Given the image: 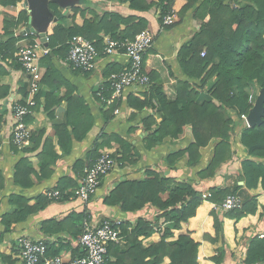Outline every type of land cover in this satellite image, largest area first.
Listing matches in <instances>:
<instances>
[{
	"label": "trees",
	"instance_id": "1",
	"mask_svg": "<svg viewBox=\"0 0 264 264\" xmlns=\"http://www.w3.org/2000/svg\"><path fill=\"white\" fill-rule=\"evenodd\" d=\"M17 1L19 0H0V6H16ZM146 1L130 0V6L133 9H149L153 3L147 5ZM186 1L187 4L182 12L185 13L198 5L194 10L193 17L201 22V26L192 40L181 48L178 58L185 74L190 79L198 80V84L194 86L187 81L178 82L177 98L171 100L165 94L162 86L152 87L153 78L149 74L151 86L146 92L144 91V99L139 100L131 96L128 102L137 110L151 107L154 100L159 103L157 114L162 118L160 124L155 121L153 116L143 121L146 131H150L143 139V146L147 151L155 149L167 137L178 138L183 134L185 127H191L193 142L185 150L175 152L167 158V164L170 167H175L184 157H187L189 167H197L202 159L201 150L213 142H215L213 158L206 168L199 172L198 175L201 179L214 178L218 171L235 157L242 160L237 182L244 183V186H239L236 183L233 188L213 187L208 191L211 198L207 202L211 204H220L229 195L243 196L244 198L241 209L225 213L213 209L210 212L215 236L204 234V240L214 245L224 239L225 219L239 223L244 218L258 214L261 195H251L249 192H264V123L261 126L249 128L247 125L244 126L245 122L242 120V116L248 115L254 107V104L249 102L250 90L254 85L264 89V0ZM173 4V0H158L157 5L161 9L159 19L161 24L168 16L172 15ZM49 8L54 17L59 20L63 19L56 4L49 3ZM207 18H209L208 21ZM28 21L29 15L24 11L19 15L15 25L17 27L21 24L25 25ZM176 25L174 24L173 27ZM121 26H124L125 29L118 34ZM147 27L148 23L141 18H125L117 14H105L98 24L84 21L81 26L74 25L69 29L64 28L61 24H56L52 29L53 33L49 35L48 44L51 48L60 45V48L56 50L57 54L67 57L70 41L75 36H82L93 42L100 52V56H104L102 53L105 48L104 40L100 37L102 31L107 35H112L111 39L113 40L132 41ZM1 37L0 78L8 74L3 63L12 61L10 67L19 65L15 57L18 52L16 44L19 39L14 37L9 28L4 29V34ZM203 52L206 53L204 57H202ZM145 58L146 56L144 60ZM44 61L49 64L48 73L43 79V82L47 83L48 78L52 76L51 72H55V68L49 58ZM107 67H111V64ZM114 67L105 71L106 81L112 74L120 73L123 70L114 69ZM208 86L210 89L205 102L198 103L200 92ZM104 87L108 89L109 84L105 82ZM10 94V88H3L0 91V102L7 99ZM110 94V92H106L107 97H110ZM72 95V91L67 95L69 102L67 121L55 128L59 145L64 154H69L72 150L73 138L68 130L69 119L70 116H76L74 115L75 104L80 102V98L71 97ZM38 96L36 97L37 107ZM82 102L84 101L82 100ZM119 105L120 102H117L111 106L107 120L111 119L110 114ZM81 109L83 111L79 110L80 113L84 111L87 113L84 108L81 107ZM87 116L89 119L83 117L82 120L71 125L73 127L72 134L78 142L83 141L93 127L91 114L89 113ZM31 121L32 117L26 119L28 124ZM3 123L4 118L0 106V131ZM154 124L157 125V128L153 130ZM44 133L45 131H41L38 134L37 142H40V138L44 137ZM239 133L238 143L237 140H233V136H238ZM234 142L237 143L239 151L243 152L242 157L233 151ZM113 143L120 148L113 156L119 165H136L138 163L141 154L133 143L114 134H101L89 154L90 161L87 164L79 161L74 169L83 175L84 169L91 166L100 156V151L106 147L111 148ZM48 145V141H46L45 147ZM37 147L36 145L35 149ZM38 158L41 162L42 176H47L51 162H55L58 156L53 152H48V149L45 148L39 153ZM30 167L31 163L27 158L21 159L17 163L14 177L17 184L23 187L33 185L30 180L33 170ZM145 176L144 180L122 181L103 200L106 206H120L124 212L141 211L147 206L158 210L155 221L140 218L135 224L127 221L122 223L121 233L127 239L129 248L121 250L116 244L110 245L106 264H163L166 258L170 260L169 264H201L199 261L201 243L195 241L190 232L180 234L176 240L173 238L174 231H180L183 224H188L191 219L195 218L197 210L205 204L202 198L204 193L185 181L164 177L153 171H146ZM3 181L0 172V190L3 188ZM64 182L65 184L69 182V185H65ZM68 188L75 190L76 182L70 179L62 180L55 189L62 194L59 201L48 199L47 193H44L36 198L34 206H29V199L20 196L12 197L11 203L19 207L14 214L4 217L3 221H5L7 229L10 230L12 224L25 221L29 215L45 208L51 202L70 199L73 193L67 194ZM263 215L264 213L259 217L262 218ZM83 217L84 215H79L80 219ZM161 220H164L166 228H164L160 242L150 241L145 244L144 241L150 240L158 230H161L160 227H156V224L158 225ZM260 235L257 234L249 239L243 264H264V238L261 239ZM141 237L143 240H139ZM228 256V247L224 244L208 261L212 264H225ZM111 257H115V261H111Z\"/></svg>",
	"mask_w": 264,
	"mask_h": 264
},
{
	"label": "crops",
	"instance_id": "2",
	"mask_svg": "<svg viewBox=\"0 0 264 264\" xmlns=\"http://www.w3.org/2000/svg\"><path fill=\"white\" fill-rule=\"evenodd\" d=\"M28 0L17 1L16 6H0V41L4 34V29L9 28L13 32L14 37L19 39L16 44L17 49L22 46L33 45L35 42H42L41 30L44 25L36 21L33 8L31 5L26 6ZM173 10L171 24H161L159 22L161 9L158 7V0H147L145 3H153L149 9H133L130 6V0H122L110 2L109 0H59L54 3L58 6V11L63 19L59 20L54 17L53 12L49 8V23L46 26V36L49 43V35L56 24H61L64 28L69 29L74 25L81 26L84 21L98 24L105 14H117L122 17H136L144 19L148 23L146 30H149L155 36V44L153 49L146 55L145 69L152 75V87H163L165 94L171 99L177 98L178 82L187 81L190 84H197L199 81L190 79L183 71L178 54L181 48L189 43L193 36L199 31L201 22L193 17L196 5L193 9L183 13L182 10L187 4L186 0H173ZM146 5V6H147ZM79 10V11H76ZM29 15L27 24L15 25L19 15L22 12ZM209 18H207L208 21ZM57 20V21H55ZM32 22L33 27L37 29V33L24 38V30ZM174 24H177L173 27ZM125 29L121 26L118 34ZM100 37L103 40L109 39L112 35H107L102 31ZM43 43V42H42ZM48 43H44V47L50 49L48 56L41 57V72L43 79L48 73L49 64L44 60L49 58L50 63L54 66L55 72H51V77L47 83H41V92L38 96V107L29 123L33 132V139L30 143L21 149L15 147L11 142V132L15 120L12 113V107L15 102L24 101L28 97L30 78L23 69L16 64V67H10L8 63H3L5 70L8 72L0 78V91L3 88H10V96L0 102L1 113L3 114L4 123L1 128L0 135V172L3 177V188L0 190V264H23L21 259V247L19 239L22 237L31 238L33 240H44L49 245V256L62 257L65 260H73L83 253L79 247V238L82 236L85 224L97 225L105 219L114 221L130 222L135 224L140 218L155 221L158 210L153 207H145L137 212H124L120 206H106L103 200L122 182L130 180H144L146 171H153L164 177H173L177 181H185L194 186L200 192L206 193L213 187H230L233 188L238 183V176L241 172L242 160L235 157L231 162L224 165L214 178L201 179L199 172L205 169L213 158L215 142L201 150L202 159L197 167H189L187 165V157L182 158L175 167L167 164V158L178 151L185 150L193 142V134L190 126L184 128V132L178 138L167 137L162 144L152 151H147L143 146V139L149 134L143 123L148 117L153 116L155 121L160 124L162 118L157 114L159 103L154 100L151 107L137 110L129 104V98L144 99V91L127 90L120 100L117 107L119 114L111 115V119L107 120L110 108H103L98 101L95 93L104 85L106 78L105 71L109 68L124 69L127 64V58L123 55H115L112 57L100 56L97 61L95 71L91 73H82L72 70L67 66L65 55H58L56 48L49 47ZM41 55V52H39ZM16 56V55H15ZM111 64V67H107ZM208 86L204 91L200 92L198 103L205 102L208 96ZM73 92L71 97L80 98V102H76L74 115L70 116V126L68 130L73 138L72 150L69 154H64L59 145V138L56 133V126L62 125L67 121V111L69 107L68 93ZM146 92V91H145ZM82 100L84 102H82ZM84 108L87 113L83 111ZM115 109V110H117ZM91 114L93 118V127L87 134L86 138L78 142L72 134L74 123L79 122L83 117ZM89 119V118H88ZM153 130L157 128L154 124ZM45 131L44 137L39 139V133ZM101 134H114L127 142L133 143L141 154L136 165L121 166L116 162L114 170L103 179L98 194L88 203H83L79 199H67L62 202H51L45 208L29 215L25 221L12 224L10 230L7 229L4 217L14 214L18 207L11 203L14 196H20L29 199V206L36 204V198L48 191L55 190L62 180L70 179L77 184V188L84 179L83 175L74 168L77 162L88 163L90 161L89 154L94 148L95 141ZM235 138V139H234ZM233 140L239 141L238 136ZM48 146L45 147V142ZM239 143V142H238ZM39 144V145H38ZM36 145L38 146L35 149ZM48 149L58 156L55 162H51L50 171L47 176H42L41 162L38 158L42 149ZM233 151L239 156H243V152L233 143ZM120 150L119 146L112 144L111 148H104V151H112L113 153ZM120 157V156H119ZM27 158L31 163L33 173L30 180L33 183L31 187H23L15 182V168L17 163ZM86 169V168H85ZM84 169V171H85ZM239 186H244L240 185ZM65 184V182H64ZM69 185V182L67 183ZM65 184V185H67ZM76 188V189H77ZM75 189V190H76ZM74 192L73 188L66 190L67 194ZM251 195L260 194L259 211L256 216H249L242 219L239 223L225 219L224 220V239L217 244H211L204 240V234L215 236L213 229V219L210 212L214 209V204L205 201V204L197 210L195 218L191 219L188 224H183L180 231H174V238L177 239L180 234L190 232L192 238L201 243L199 261L201 264H212L208 261L213 257L217 250H220L224 244L228 247V258L225 264H243L246 251L248 249L249 239L255 234H264V215L260 218V214L264 213V192H249ZM166 197V196H165ZM84 215L82 219L79 215ZM61 224V226H58ZM164 220H161L156 227H160L150 240L144 241L145 244L152 241L158 243L164 232ZM132 230V229H131ZM81 232V233H80ZM118 244L121 250L129 248V243L125 237ZM172 239V240H173ZM139 240H143L141 237ZM48 256V257H49ZM111 261H115V257H111ZM170 260L165 259L163 264H169Z\"/></svg>",
	"mask_w": 264,
	"mask_h": 264
},
{
	"label": "built area",
	"instance_id": "3",
	"mask_svg": "<svg viewBox=\"0 0 264 264\" xmlns=\"http://www.w3.org/2000/svg\"><path fill=\"white\" fill-rule=\"evenodd\" d=\"M117 2L121 0H109ZM165 24H171V17L165 19ZM32 33H26L23 37L28 38ZM45 42H35L33 45L22 46L18 48L16 59L23 71L29 76L30 84L28 97L23 102H15L12 107L14 116V126L11 132V142L18 149L25 148L31 141L33 132L30 125L26 122L28 117L35 114L37 107L36 97L41 92V83L43 74L41 72V57L48 56L50 49L44 47ZM46 43H48V38ZM155 36L149 30H144L137 34L134 40H113L111 38L104 40L103 55L112 57L123 55L127 58V64L120 73H115L106 81L109 88L102 85L95 93L96 98L102 104L103 108H110L119 103L127 90L147 91L151 86V78L145 69L144 57L153 49ZM41 52V55L40 53ZM43 55V56H42ZM206 55L202 53V57ZM100 58V52L95 44L82 36H75L69 43V51L66 57V63L69 68L82 73H91L97 67V61ZM110 92V97L106 96ZM250 103H254L253 97H250ZM115 115L119 110L114 111ZM248 115H243L242 120L247 123ZM249 127V126H248ZM112 151H104L87 167L84 171V179L76 190H74L70 199H79L83 203H88L94 198L101 187V183L115 168L116 161ZM62 194L57 191H48L47 197L50 200L59 201ZM204 201L211 198V194L206 192L202 195ZM214 210L225 213L232 210L241 209L243 199L240 196L229 195L222 203H213ZM123 221H114L105 219L100 224H85L82 236L79 238V247L83 250V255L73 260H65L62 257H48V244L44 240H33L22 237L19 239L21 247V259L23 264H106L109 254V247L112 244H120L123 241L121 225ZM264 238V234L260 235Z\"/></svg>",
	"mask_w": 264,
	"mask_h": 264
},
{
	"label": "water",
	"instance_id": "4",
	"mask_svg": "<svg viewBox=\"0 0 264 264\" xmlns=\"http://www.w3.org/2000/svg\"><path fill=\"white\" fill-rule=\"evenodd\" d=\"M54 3H59V0H52ZM48 0H28L26 2V6L31 5L33 8L34 16L36 21L40 22L43 24L45 27L43 30H41V39L42 42L47 41V36H46V26L49 23V14H48ZM57 21V20H55ZM26 33H32L35 34L37 33V29L33 27L32 22H29L28 27L25 30ZM264 92L262 95L257 99L254 107L252 110L249 112V115L247 117V123L249 128H254L257 126H261L264 121ZM240 185H243V183H240Z\"/></svg>",
	"mask_w": 264,
	"mask_h": 264
},
{
	"label": "rangeland",
	"instance_id": "5",
	"mask_svg": "<svg viewBox=\"0 0 264 264\" xmlns=\"http://www.w3.org/2000/svg\"><path fill=\"white\" fill-rule=\"evenodd\" d=\"M243 2V0H236V1H234V2ZM230 3H232V2H230ZM234 4V3H233ZM240 4V3H239ZM243 4V3H242ZM51 12H52V10H51ZM198 84V83H197ZM210 87V86H209ZM264 92V89H262V88H260L259 86H257V85H254L253 86V88L250 90V97L252 96L253 97V100H254V105H255V103H256V101H257V99L262 95V93ZM250 97H249V102H250ZM249 115V114H248ZM245 125L244 126H246V123H244ZM248 127V126H247ZM235 137V135L233 136V138ZM235 139V138H234ZM238 139H240V133H239V135H238ZM241 197V196H240ZM242 199H244L243 198V196L241 197ZM165 226V225H164ZM162 227V228H166V226L165 227ZM255 235H257V234H255ZM254 235V236H255Z\"/></svg>",
	"mask_w": 264,
	"mask_h": 264
}]
</instances>
